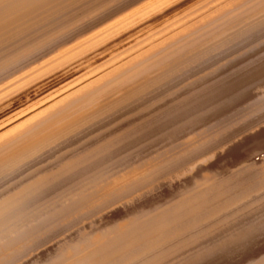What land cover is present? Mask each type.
Instances as JSON below:
<instances>
[{"label":"bare ground","instance_id":"1","mask_svg":"<svg viewBox=\"0 0 264 264\" xmlns=\"http://www.w3.org/2000/svg\"><path fill=\"white\" fill-rule=\"evenodd\" d=\"M263 39L264 0H0V264H264Z\"/></svg>","mask_w":264,"mask_h":264},{"label":"rangeland","instance_id":"2","mask_svg":"<svg viewBox=\"0 0 264 264\" xmlns=\"http://www.w3.org/2000/svg\"><path fill=\"white\" fill-rule=\"evenodd\" d=\"M262 13H263V12H261V13L259 12L258 15H260V14L263 15ZM258 15H256V16H258ZM147 36L149 37L150 35H146L145 38H147ZM257 42H260V40L257 41ZM262 42H264V39L261 41V43H262ZM255 44H256V42H255ZM255 46H256V45H255ZM125 49H126V48H125ZM125 49H121V50H119L120 53H123V50L125 51ZM248 49H250V48H249V47L246 48V50H248ZM116 53H119V52H116ZM116 53H115V54H116ZM115 54H113L111 57H109L108 60H110V59H112V58H114V57H117L118 55H122V54H118V55H117V54L115 55ZM238 54H239V53H238ZM238 54H235V56H233V55L230 56L231 58L229 57L228 61H230L232 58L237 57ZM236 55H237V56H236ZM108 60H107V61H108ZM221 64H222V63H221ZM222 66H224V64H223ZM206 73L208 74L209 71L206 72ZM198 75H199V74H198ZM200 76H201V74H200L198 77L201 78ZM198 77H197V78H198ZM195 78H196V77H195ZM193 79H194V78H193ZM196 80H197V79H196ZM196 80L194 79L193 81H196ZM191 81H192V79H191ZM191 81H189V82H191ZM250 146H251V145H250ZM250 146H249V147H250ZM249 147H248V148H249ZM259 152H260V151L257 150V148H252V151H251V147H250V150L243 151V152L240 154V156H238V157H239V158H240V157H241V158H243V157L245 158V156L248 157L249 155H255V154L257 155ZM245 153H246V154H245ZM248 153H249V154H248ZM244 154H245V155H244ZM241 158H240V159H241ZM259 240H261V241H259ZM259 240H258L259 243H261V242L264 243V237H263L262 239H259Z\"/></svg>","mask_w":264,"mask_h":264}]
</instances>
